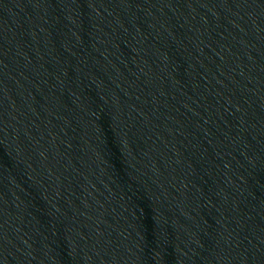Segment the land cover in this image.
<instances>
[{
    "label": "water",
    "instance_id": "water-1",
    "mask_svg": "<svg viewBox=\"0 0 264 264\" xmlns=\"http://www.w3.org/2000/svg\"><path fill=\"white\" fill-rule=\"evenodd\" d=\"M171 264H264V0H33Z\"/></svg>",
    "mask_w": 264,
    "mask_h": 264
}]
</instances>
